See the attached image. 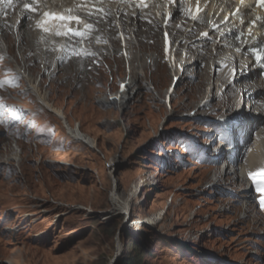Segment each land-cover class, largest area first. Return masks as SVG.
<instances>
[{
    "label": "rangeland",
    "instance_id": "374dc122",
    "mask_svg": "<svg viewBox=\"0 0 264 264\" xmlns=\"http://www.w3.org/2000/svg\"><path fill=\"white\" fill-rule=\"evenodd\" d=\"M72 53L60 68L66 72L52 77L53 68L46 73L31 68V74L39 76L51 104L65 112L72 128L98 142V151L75 141L29 94H14L23 81L7 88L3 80L15 72L0 58V99L21 104L28 113L23 127L0 122V264H122L127 257L140 264H264V214L254 209L255 201L250 218L241 219V211L234 210L241 205L229 195L232 187L222 186L228 194L207 188L217 168L198 166L175 140V134L185 135L207 149L203 137H214L206 126L224 113L203 121L187 118L192 109L165 117L163 103L149 99L158 96L151 86L148 95L132 88L133 106L141 108L127 115L118 103H99L119 96L122 63L117 67L96 56L76 66ZM177 102L174 97L172 105ZM19 147L23 163L1 162ZM180 155L184 166L175 162ZM147 181L150 186H143ZM139 184L144 188L136 193L131 215L108 218L114 186L127 194ZM37 198L44 205L33 203ZM60 214L66 215L57 218ZM155 217L162 219L154 227L143 226Z\"/></svg>",
    "mask_w": 264,
    "mask_h": 264
},
{
    "label": "bare ground",
    "instance_id": "6f19581e",
    "mask_svg": "<svg viewBox=\"0 0 264 264\" xmlns=\"http://www.w3.org/2000/svg\"><path fill=\"white\" fill-rule=\"evenodd\" d=\"M7 1L0 0V7ZM207 1L204 0V4ZM25 2L29 3V0H15L14 8L0 11V58L5 59L3 65L6 69L10 66L13 67L14 78L20 82L23 81L24 85L20 91L13 93L29 94L43 111L45 110L61 120L68 135L93 151H98V142L84 134L78 126L72 128L65 112L51 104L50 93L43 88L39 76H32L31 68H40V71L44 73L53 68L50 76L54 77L62 70L66 72V69L60 68L65 61L72 57L70 56L71 52L81 53L73 58V63L78 62L76 66L85 65L86 60L83 57L94 54L107 63L109 59L114 60L117 67L122 63L123 84H130V89L128 92H124L121 88L118 98L114 97V99H118L117 103L121 112H125L127 115H131L132 111L137 112L141 108L133 106L135 98L130 91L131 88L138 87L140 92L148 95L147 92L151 86H154L158 96H149V99L163 103L162 114L165 113V117L177 114L181 110L192 109L187 114V118L193 121H203L206 117L223 112L224 114L216 120L217 122H214L213 127L219 126L228 129H233L235 123L253 121L256 116L264 119V98L261 97L264 94V83L257 80L247 82L248 72L251 71L253 76L257 70L255 63L238 55L237 42L234 39H220L222 34L232 33L236 30L238 23L235 21L223 26L221 35H219L220 33L213 34L204 39H200V34L207 27L206 23L200 22L198 25L192 26L185 21L181 22V18L170 22L166 29L172 38V48L176 47V57L184 69V73H182V68L174 71L164 64V32L157 16L152 13L151 7L142 12L141 16L136 17L127 14L126 11L115 12L114 9H106L103 13L96 12L91 16L85 10L77 9L78 14L85 21L89 20L95 25V29L88 39L75 40L66 38L64 35H55L54 33H62V31H49V26H47L48 31H45L39 23L47 6L42 3L41 8L37 9V14L30 16L21 10ZM230 3L228 0H211L204 20L205 18L208 21L217 20L223 17V13L231 8ZM105 13L110 17L107 18ZM29 16L31 21L27 22L26 19ZM119 27H121V31H119ZM190 28L191 30L188 31ZM120 33L124 36V43L120 38ZM159 50L161 54H159ZM42 66L44 67L41 68ZM179 76L181 79L178 84L184 86L175 93L178 102L173 105V111L170 112L165 102L174 78ZM166 83H168L166 91L159 93V88ZM77 94L79 93L77 92ZM114 99L109 97L108 101L104 100L99 103L106 106L114 105ZM244 110L247 111L245 114L242 112ZM193 112H196L194 116ZM226 115L228 118H225ZM153 127L156 128L154 124ZM212 129L209 131L211 138L215 134ZM249 142L245 153L241 158L238 156L236 168L230 171L231 167L227 165L225 172L217 168L209 175L210 180L207 184L209 191L227 192V194L229 188L222 186L232 187L231 190L234 193L231 192L229 195L235 199L234 202L241 205L234 209L237 212L241 211V219H249L252 213L251 204L254 202V189L250 182L251 176L264 174V127L261 126L257 129L250 137ZM8 149L10 151L12 147L10 146L6 150L8 151ZM38 154L43 157V160H46V154L42 152ZM212 157L217 158V155L213 154ZM8 160L19 164L23 163L25 153L19 147L16 154L7 153L6 158H2L1 162ZM112 163L113 168H111L110 174L113 176L117 160ZM149 184L147 181V183H143V186ZM151 185L154 184L151 183ZM143 186L141 184L133 186L127 194H120L114 186V191L110 196L111 211L107 217L113 218L122 215L127 219L133 211L132 203L138 197H136V193ZM40 200L37 198L33 203L44 205ZM70 200L68 201L70 202ZM62 201L65 203V200ZM45 202H49V200ZM100 204L104 205L105 203L100 202ZM65 215L60 214L57 218ZM161 219L152 218L143 222V226L154 227Z\"/></svg>",
    "mask_w": 264,
    "mask_h": 264
},
{
    "label": "snow or ice",
    "instance_id": "6c2138e0",
    "mask_svg": "<svg viewBox=\"0 0 264 264\" xmlns=\"http://www.w3.org/2000/svg\"><path fill=\"white\" fill-rule=\"evenodd\" d=\"M9 3H11V0H8ZM50 3H53V4H56L57 3V0H49ZM68 2L70 3H73V4H77L80 2V0H68ZM86 3H93V4H102L105 2V0H85ZM146 0H139V3L141 5L145 4ZM25 7H29L27 4L25 5ZM197 11H199V9H197ZM44 16L45 17H48L50 19H53V20H61V21H64V20H72V19H77L75 17H65L64 15H57L55 13H49V12H45L44 13ZM193 19H196L197 17L196 16H193L192 17ZM42 26V25H41ZM84 27L86 28H91V25L88 24V25H85ZM45 31H48L47 28H44ZM69 31L72 32V34L74 36H82L83 33L77 28V29H70ZM55 35L59 36V35H68L67 32H64V33H61V32H56L54 33ZM74 55H81V53H74ZM258 58H259V54H258Z\"/></svg>",
    "mask_w": 264,
    "mask_h": 264
},
{
    "label": "trees",
    "instance_id": "16d2710c",
    "mask_svg": "<svg viewBox=\"0 0 264 264\" xmlns=\"http://www.w3.org/2000/svg\"><path fill=\"white\" fill-rule=\"evenodd\" d=\"M122 264H140L139 260L134 257H127L125 258L124 262Z\"/></svg>",
    "mask_w": 264,
    "mask_h": 264
}]
</instances>
